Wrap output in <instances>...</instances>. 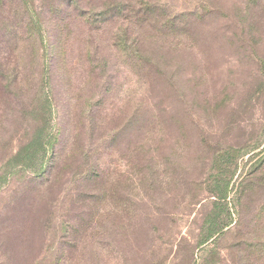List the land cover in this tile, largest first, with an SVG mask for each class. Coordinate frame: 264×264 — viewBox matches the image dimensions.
I'll use <instances>...</instances> for the list:
<instances>
[{"label": "rangeland", "instance_id": "374dc122", "mask_svg": "<svg viewBox=\"0 0 264 264\" xmlns=\"http://www.w3.org/2000/svg\"><path fill=\"white\" fill-rule=\"evenodd\" d=\"M148 1L160 31L73 8L43 84L0 86V264H264V0Z\"/></svg>", "mask_w": 264, "mask_h": 264}, {"label": "trees", "instance_id": "16d2710c", "mask_svg": "<svg viewBox=\"0 0 264 264\" xmlns=\"http://www.w3.org/2000/svg\"><path fill=\"white\" fill-rule=\"evenodd\" d=\"M10 1H12L13 7L6 6L7 9L12 8L11 11H8V15L6 9L3 8V16L0 21V27L3 30L0 34V86L3 88H8L10 85L21 86L24 81L22 73L25 69L23 60L27 57H32L35 60L40 59L41 72L45 71L42 84L45 77L50 76L53 65L57 62L56 57L63 51V44L58 35L65 28V18L73 8L80 11L79 21L87 22L96 31L100 30L99 27L103 23H110L111 29H114L112 37L124 43L134 42L136 35L133 28L140 31V24L145 21H152V30L160 31L155 25L157 19L160 18V13L148 0L126 1L129 5L124 4L126 2L115 1L108 6L103 3L98 5L92 0H59V4L68 5L64 11L60 6L51 9L46 7L47 0H41L39 7L36 6L34 0ZM130 3L135 5L130 6ZM42 11L50 13L57 11L58 15L45 19L42 17ZM9 15L17 16L11 24L6 21ZM184 15L170 18L168 21V25H171L170 28L176 29L184 25L185 17H182ZM113 22L116 25H111ZM123 49L126 50V48ZM48 84L44 83L45 86ZM45 86L42 88L44 89ZM48 99L49 97L45 98V104H49ZM45 127L46 121L36 125L32 131V139L24 145L16 157H28L30 153L34 154L42 148H44L42 151L46 152L44 140H48L44 133ZM55 158L56 156L53 155L52 160ZM207 241L205 236L199 244Z\"/></svg>", "mask_w": 264, "mask_h": 264}]
</instances>
